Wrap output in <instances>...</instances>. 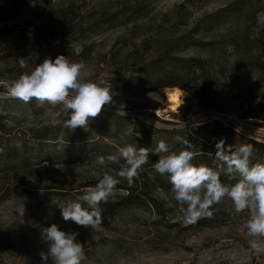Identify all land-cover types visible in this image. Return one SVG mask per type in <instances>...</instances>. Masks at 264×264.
<instances>
[{
	"label": "rangeland",
	"instance_id": "374dc122",
	"mask_svg": "<svg viewBox=\"0 0 264 264\" xmlns=\"http://www.w3.org/2000/svg\"><path fill=\"white\" fill-rule=\"evenodd\" d=\"M57 10H64L66 23L48 34L45 17L59 14ZM261 11L264 0H40L19 10L0 9V27L8 25L13 31L0 39V152H24L33 166L31 174L21 171L17 176L0 170V264H41L39 254L47 251L41 229L52 223L78 233L87 257L84 264H264V239L259 250L252 249L239 231L247 213L235 214L225 198L213 206L212 217L187 225L177 211L167 174L162 175V187L152 180L146 184L156 204L144 197V203L112 213L101 207L103 222L95 230L65 222L58 208L77 201L90 188L83 186L89 181L105 172L115 175L118 164L98 166L96 158L127 144L155 147L165 140L178 151L182 145L174 138L187 137L194 150L203 153L192 163L217 168L213 156L219 140L233 148L247 142L254 149L252 163L264 162V118L259 116L264 114V25L257 23ZM75 43L83 47L79 55L71 47ZM61 54L84 63L93 80L112 86L113 103L89 120L88 129L74 130L80 135L77 142L65 138L71 129L50 124L67 119L62 105L40 107L35 100L4 98L7 87L25 71L19 67L21 57L35 67ZM167 55L205 60L197 71L205 98L189 117L182 110L188 105L187 93L168 86L180 80L165 73L185 70L174 60H158ZM152 67L153 76L139 78ZM145 89L161 94L176 89L183 104L176 111L164 107L158 115L161 104L148 98ZM181 121L184 128L179 127ZM46 127L53 128L55 139L40 142L37 135ZM158 158L150 154L133 189L141 185L143 173L155 178ZM220 178L235 183L224 174ZM120 184L128 185L126 180ZM3 193L7 196L1 198Z\"/></svg>",
	"mask_w": 264,
	"mask_h": 264
},
{
	"label": "clouds",
	"instance_id": "9594fccd",
	"mask_svg": "<svg viewBox=\"0 0 264 264\" xmlns=\"http://www.w3.org/2000/svg\"><path fill=\"white\" fill-rule=\"evenodd\" d=\"M257 23L264 25V11L257 13ZM71 47L76 55L83 51L78 43ZM19 67L25 71L7 87L4 98L23 103L35 100L40 107L62 105L67 119H53L50 121L52 126L62 125L72 131L78 127L86 130L89 120L98 117L106 105L113 103L111 84L93 80L84 63L68 56L61 54L55 59L49 56L35 67H30L21 57ZM179 127H185L182 121ZM174 139L182 145L178 151L171 150L165 140H160L155 147L127 144L115 154L98 156L95 161L98 166L118 164V172L115 175L105 172L98 183L88 188L77 201L61 203L58 208L63 220L97 229L103 222L101 203L108 202L116 194V186L121 180L131 186L151 154L159 157L153 164L155 171L168 175L177 211L185 224L194 225L202 218L212 217L213 206L227 198L235 214L247 213L239 231L249 238L252 249L259 250L260 241L264 239V162L252 163L253 145L244 142L233 148L232 145L226 146L224 139L219 140L214 156L208 153L217 162V168H213L192 163L198 154L203 153L196 152L187 137L177 135ZM221 174L235 183L222 182ZM77 236V232L63 231L56 223L43 227L40 237L47 244V251L39 254L41 264H48L49 259L51 264H84L87 259L84 244L77 240Z\"/></svg>",
	"mask_w": 264,
	"mask_h": 264
},
{
	"label": "trees",
	"instance_id": "16d2710c",
	"mask_svg": "<svg viewBox=\"0 0 264 264\" xmlns=\"http://www.w3.org/2000/svg\"><path fill=\"white\" fill-rule=\"evenodd\" d=\"M29 1H34V2H39L40 0H0V9L2 10H8V9H13V10H19L22 8V6L26 3L28 4ZM42 1V0H41ZM46 1V0H45ZM57 13L51 14L48 13L46 15V21L43 25V27L48 30V34H54L56 32V28L60 26V23L62 22V26L65 25L66 23V13L64 10H57ZM67 26V24H66ZM13 33L12 28L8 25H2L0 27V39L11 35ZM159 61L161 60H167L171 62V60H174V62L178 65V63H181V69L185 71H176L172 70L170 72H165L169 74L168 76L170 78H178L180 80L178 83L173 79L174 81H171L168 86H178L179 88L183 89L187 93V102L188 105L183 107V111L185 113L186 117H189L193 115L197 110H198V105L201 104L202 100L205 98V92L203 83L198 86V75L197 71L198 69L203 68V63L205 62L204 59L196 58V57H186V58H178V57H173L171 55H167L165 58L158 59ZM172 66V65H171ZM156 72L155 68L152 67L149 71H144L142 72L143 74L140 75L139 78H144L153 76V74ZM163 73V72H162ZM201 86V87H200ZM155 90H161L159 87H153ZM147 89L143 91L144 93L147 92ZM260 117L264 118V114L259 115ZM153 118H156L153 115ZM49 128V129H48ZM48 129V130H46ZM51 132V133H50ZM50 134L51 138H47L48 135ZM56 133L54 132L52 127H46L43 129L42 132L37 135V138L40 142L46 141L47 139L54 140L55 139ZM67 141L70 142H77L80 139V135L76 133L75 131L69 130V133L65 136ZM93 146H91V150H93ZM117 150V149H115ZM33 153V151H32ZM42 151L38 149V153L36 155L39 157L41 155ZM24 152L20 151H2L0 152V170L3 172H9L13 171V174L15 176L19 175L21 171H23L26 174H31L33 172V166L30 162H28V157L26 156ZM50 157V156H49ZM121 163H123V160H121ZM155 178H149L146 173H143L140 177V184L139 186H136L135 189H133L129 185H121L118 184L116 187L118 190L117 193L113 196L116 199L113 200V197L109 198V201L106 203H101L100 207L105 208L106 211L109 212H115L124 208H128L134 204H138L140 202H145V198L147 197L150 202L155 203V200L152 199L147 193V190L145 187L150 180L154 183L155 187H162L164 184V177L160 175L159 173H156L154 175ZM98 180L95 181H89L88 183L84 184L83 186H90L94 187L97 183ZM137 179L135 180V182ZM136 184V183H135ZM138 187V188H137ZM122 192V193H118ZM7 196L6 193L2 194L1 198H4ZM157 207V206H156Z\"/></svg>",
	"mask_w": 264,
	"mask_h": 264
},
{
	"label": "bare ground",
	"instance_id": "6f19581e",
	"mask_svg": "<svg viewBox=\"0 0 264 264\" xmlns=\"http://www.w3.org/2000/svg\"><path fill=\"white\" fill-rule=\"evenodd\" d=\"M146 96L161 104V106L156 110L158 115L164 112V107L170 108L171 111H176L182 104V95L176 89H171L166 94H161L156 91H148Z\"/></svg>",
	"mask_w": 264,
	"mask_h": 264
}]
</instances>
